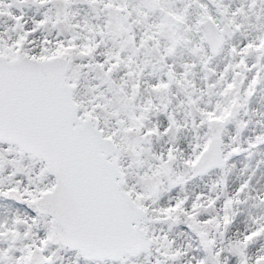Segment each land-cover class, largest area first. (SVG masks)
<instances>
[{"label":"snow or ice","instance_id":"snow-or-ice-1","mask_svg":"<svg viewBox=\"0 0 264 264\" xmlns=\"http://www.w3.org/2000/svg\"><path fill=\"white\" fill-rule=\"evenodd\" d=\"M0 264H264V0H0Z\"/></svg>","mask_w":264,"mask_h":264}]
</instances>
